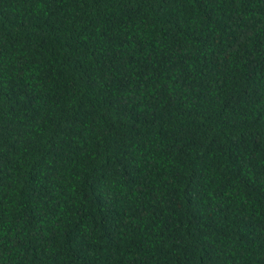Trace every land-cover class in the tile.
<instances>
[{
  "label": "trees",
  "instance_id": "obj_1",
  "mask_svg": "<svg viewBox=\"0 0 264 264\" xmlns=\"http://www.w3.org/2000/svg\"><path fill=\"white\" fill-rule=\"evenodd\" d=\"M0 264H264V0H0Z\"/></svg>",
  "mask_w": 264,
  "mask_h": 264
}]
</instances>
